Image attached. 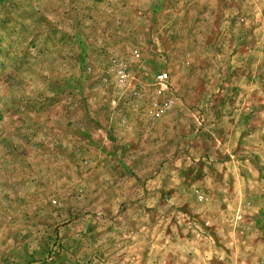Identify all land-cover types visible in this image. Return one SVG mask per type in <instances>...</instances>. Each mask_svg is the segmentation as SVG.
Instances as JSON below:
<instances>
[{
	"label": "rangeland",
	"instance_id": "1",
	"mask_svg": "<svg viewBox=\"0 0 264 264\" xmlns=\"http://www.w3.org/2000/svg\"><path fill=\"white\" fill-rule=\"evenodd\" d=\"M0 264H264V0H0Z\"/></svg>",
	"mask_w": 264,
	"mask_h": 264
},
{
	"label": "built area",
	"instance_id": "2",
	"mask_svg": "<svg viewBox=\"0 0 264 264\" xmlns=\"http://www.w3.org/2000/svg\"><path fill=\"white\" fill-rule=\"evenodd\" d=\"M158 79L162 83L161 85H163V86L160 87L159 92L163 93L166 90V88H167L165 83L168 81L169 75H168L167 72L160 73L159 76H158Z\"/></svg>",
	"mask_w": 264,
	"mask_h": 264
}]
</instances>
